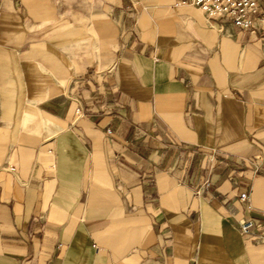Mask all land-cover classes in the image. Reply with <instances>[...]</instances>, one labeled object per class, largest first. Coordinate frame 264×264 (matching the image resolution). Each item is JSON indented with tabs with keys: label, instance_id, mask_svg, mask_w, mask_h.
I'll list each match as a JSON object with an SVG mask.
<instances>
[{
	"label": "crops",
	"instance_id": "1",
	"mask_svg": "<svg viewBox=\"0 0 264 264\" xmlns=\"http://www.w3.org/2000/svg\"><path fill=\"white\" fill-rule=\"evenodd\" d=\"M263 53L179 0H0V264H264Z\"/></svg>",
	"mask_w": 264,
	"mask_h": 264
},
{
	"label": "built area",
	"instance_id": "2",
	"mask_svg": "<svg viewBox=\"0 0 264 264\" xmlns=\"http://www.w3.org/2000/svg\"><path fill=\"white\" fill-rule=\"evenodd\" d=\"M179 2L197 6L207 17L240 27L261 39L264 52V0H179ZM77 112H80V109H77ZM240 199L247 200V193L241 194ZM239 225V230L244 236H252L256 230L264 226L252 218L241 220ZM257 240L264 242V234L257 235Z\"/></svg>",
	"mask_w": 264,
	"mask_h": 264
},
{
	"label": "rangeland",
	"instance_id": "3",
	"mask_svg": "<svg viewBox=\"0 0 264 264\" xmlns=\"http://www.w3.org/2000/svg\"><path fill=\"white\" fill-rule=\"evenodd\" d=\"M96 1L100 2L101 0H96Z\"/></svg>",
	"mask_w": 264,
	"mask_h": 264
}]
</instances>
